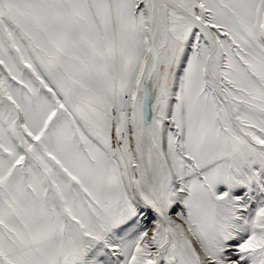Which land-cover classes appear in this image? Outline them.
<instances>
[{"label":"snow or ice","instance_id":"1","mask_svg":"<svg viewBox=\"0 0 264 264\" xmlns=\"http://www.w3.org/2000/svg\"><path fill=\"white\" fill-rule=\"evenodd\" d=\"M0 264H264V0H0Z\"/></svg>","mask_w":264,"mask_h":264}]
</instances>
